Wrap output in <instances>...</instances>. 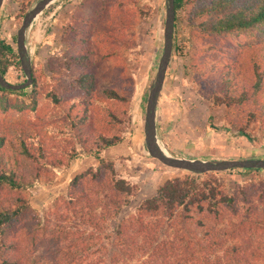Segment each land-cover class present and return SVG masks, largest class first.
Segmentation results:
<instances>
[{
  "label": "trees",
  "instance_id": "16d2710c",
  "mask_svg": "<svg viewBox=\"0 0 264 264\" xmlns=\"http://www.w3.org/2000/svg\"><path fill=\"white\" fill-rule=\"evenodd\" d=\"M85 2L88 4L79 7L64 28L62 41L68 44L64 64L52 62L50 76L36 75L32 66L34 83L24 90L0 86L2 264H23L28 259L31 264H95L89 253L91 247L103 240L107 219L118 216L134 192L126 180L117 179L114 163L99 157L97 169L73 179L69 200L54 203L55 210L50 211L55 225L52 229L49 218H42L31 205V189L36 184L53 183L56 169L69 167L77 156V145L85 147L93 137L92 128L97 129L93 144L99 150L114 147L123 139L131 89L124 53L133 49L132 35L148 12L142 7L143 0ZM90 4L97 11L92 16L86 12ZM175 5L174 53L188 56L187 70L202 75V95L216 105L236 107L240 115H245L247 109L243 107H248L250 117L246 121H261L264 128V108L259 115L251 111L258 90L264 87L260 74L255 94H247L245 87L242 94L229 89L223 90L224 94H206L214 87L231 84L244 69L245 60L256 71L264 66V0H175ZM182 15L189 26L183 45L179 39ZM203 43L210 45L208 50L201 47ZM261 50L262 56L258 54ZM105 63H110L107 72ZM12 67L23 70L16 48L0 37V73L6 78ZM222 67L227 72L220 70ZM94 68L114 80L109 87L100 86ZM239 128L241 135L252 139L245 127ZM113 131L116 134L109 135ZM236 170L262 171H230ZM229 189L217 178L202 182L195 176L167 180L136 214L118 224L117 257L132 260L138 255L148 256L144 264L255 261V252L250 254L243 245L229 242L247 229L264 230V182L251 180ZM225 219L228 225L217 228ZM17 227L30 236L34 251L48 242L53 255L50 263L42 262L44 259L35 256L33 249L30 254L23 250L12 258L5 255L15 250L9 239ZM164 228L166 238L160 239ZM93 229L95 232H90ZM115 260L119 262V258Z\"/></svg>",
  "mask_w": 264,
  "mask_h": 264
},
{
  "label": "rangeland",
  "instance_id": "374dc122",
  "mask_svg": "<svg viewBox=\"0 0 264 264\" xmlns=\"http://www.w3.org/2000/svg\"><path fill=\"white\" fill-rule=\"evenodd\" d=\"M36 1L5 0L1 9L0 37L12 44L17 53L18 32L26 14ZM84 4L88 3L85 0H56L33 21L29 32L28 48L36 75L50 76L52 62L64 64V56L68 46L62 41L64 28L72 20L73 14L80 10L78 8ZM92 5L90 4V10H86L87 14L89 13L91 16L97 13L96 7ZM142 7L148 12V15L142 17L132 35L133 49L126 50L124 53L125 60L123 61L126 63L131 89H129L130 105L124 116L122 142L114 147L99 150L97 145L93 144L94 138L97 137L94 136L97 134V129L92 128L93 137L85 147L77 145V156L71 159L69 167L56 169L57 178L53 183L36 184L31 189L30 200L33 209L42 218H49V228L52 229L55 225H53V213L50 211L55 210L54 203L56 200H69L68 193L73 179L87 170L97 169L99 157L114 163L117 179L126 180L134 188V192L133 195L129 196V200L123 204L118 216L107 219L105 232L102 233L103 240L91 247L89 253L95 264H144L147 261L148 256L140 257L139 255L132 260L124 258L120 260L121 256L117 257L120 253L116 246L115 229L124 219L136 214L145 200L156 196L159 188L169 179L195 176L199 182H202L213 181L217 178L222 184H227L229 190H232L239 183L244 184L251 180L264 182V170L252 173L229 170L194 174L165 166L150 155L145 142L146 98L148 101L149 92L163 54L166 0H143ZM188 31L189 26L182 15L179 30L181 45L186 43ZM209 46L208 43L207 46L204 43L201 45L202 48H206L205 50H208ZM262 51L258 52L261 56ZM214 57L213 55V57L208 58L213 59ZM242 59L243 57L240 56L239 60ZM245 61H243L244 69L239 71V76L232 78L231 84L227 82L226 87H214L206 94H224L223 90L227 89L234 94H242L243 87H245L244 90L247 94H255L258 74L264 79V66L261 70L256 71L252 63ZM258 63L260 64V60ZM188 64V56L173 52L158 105L159 143L171 156L176 158L204 161L264 160V128L262 122L246 121L250 117L248 107H243L247 109L246 114L240 115L236 107L229 108L224 104L216 105L211 99L204 97L202 91H205V87L202 83V75L195 73L194 70H187ZM105 65L106 63L103 67L107 72L110 63ZM93 70L98 75L100 86L109 87L114 81L105 76V71H99L96 68ZM220 70L227 72L223 67ZM208 72L210 71L208 70ZM6 78L15 85L26 82L24 71L17 67H12ZM263 88L258 90L256 101L251 106V111L253 110L258 115L260 110L264 108ZM214 89H216V93L213 92ZM240 126L246 128L247 133L251 135V140L241 135ZM114 132L116 131L109 133V135L116 134ZM47 136L50 134L45 137ZM45 140L48 141V137ZM49 143L51 144V141ZM54 145L60 144L54 143ZM51 204H53V208ZM59 205L63 208L61 204ZM56 211L58 210L56 209ZM228 223L229 220L225 219L217 228L226 227ZM90 232H95V230H90ZM166 233V228L161 229L159 238H166ZM28 237L30 236L20 227L15 228L11 239H9L15 250H9L5 252V255L12 258L23 250L26 254H30L28 251L33 249L35 256L44 259L42 262L50 263L53 255L49 252L48 242L44 241V244L41 247L37 246L34 251ZM48 240L50 241V236ZM229 244H241L245 249L247 248L250 254L255 252L257 258L255 261L250 260L249 264H264V230L249 231L247 229L235 241L231 240ZM115 258H119V262L116 263ZM251 259L253 258L251 257ZM23 264L31 263L28 259Z\"/></svg>",
  "mask_w": 264,
  "mask_h": 264
},
{
  "label": "water",
  "instance_id": "95a60500",
  "mask_svg": "<svg viewBox=\"0 0 264 264\" xmlns=\"http://www.w3.org/2000/svg\"><path fill=\"white\" fill-rule=\"evenodd\" d=\"M56 0H37L34 6L26 14L23 24L18 32L17 45L18 54L21 60L22 68L26 75V82L23 84H11L0 73V86L7 90L19 91L29 88L33 85L32 60L29 54L28 39L33 21L41 14L51 3ZM5 0H0V12ZM166 21L164 28V48L159 63L158 72L151 86L145 116V142L150 155L159 160L165 166L189 171L194 174H205L211 172H224L234 169L264 170L263 159H245V160H189L185 158H176L167 155L160 147L158 139V105L161 91L164 87L167 71L171 63L174 52V33L176 21L175 0H166Z\"/></svg>",
  "mask_w": 264,
  "mask_h": 264
},
{
  "label": "bare ground",
  "instance_id": "6f19581e",
  "mask_svg": "<svg viewBox=\"0 0 264 264\" xmlns=\"http://www.w3.org/2000/svg\"><path fill=\"white\" fill-rule=\"evenodd\" d=\"M39 30V29H38ZM160 144V143H159ZM160 147H161V149L163 150V152L165 153V154H167V155H170L169 153H168V151L160 144Z\"/></svg>",
  "mask_w": 264,
  "mask_h": 264
}]
</instances>
